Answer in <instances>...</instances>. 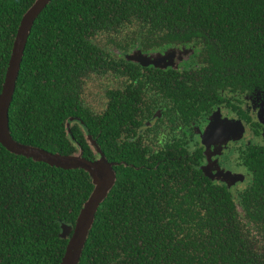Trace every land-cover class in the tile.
Returning <instances> with one entry per match:
<instances>
[{
	"label": "trees",
	"instance_id": "16d2710c",
	"mask_svg": "<svg viewBox=\"0 0 264 264\" xmlns=\"http://www.w3.org/2000/svg\"><path fill=\"white\" fill-rule=\"evenodd\" d=\"M34 1L0 0V91ZM138 40L146 49L203 43L215 73L239 62L231 74L243 84L264 81V0H50L26 42L9 129L26 145L66 155L81 148L89 160L100 151L117 163L79 264H264V157L247 162L250 183L236 192L202 173L199 150L185 157L116 139L137 135L142 82L184 87L172 70L145 77L149 69L121 55ZM109 79L121 83L111 89ZM92 189L82 169L0 144V264H61L68 240L60 223L75 224Z\"/></svg>",
	"mask_w": 264,
	"mask_h": 264
},
{
	"label": "flooded vegetation",
	"instance_id": "af4514ba",
	"mask_svg": "<svg viewBox=\"0 0 264 264\" xmlns=\"http://www.w3.org/2000/svg\"><path fill=\"white\" fill-rule=\"evenodd\" d=\"M196 43H172L146 49L138 40L135 46L122 52V56L134 50L147 55L159 53L161 58L156 65H141L149 69L141 74L148 77L152 69L172 70L171 74L182 80L186 88L173 87L169 92L159 82L152 88L142 82L139 108L146 112L136 128L137 135L126 138L122 133L116 139L137 138L158 151L162 146L175 152L186 151L185 157L199 150L198 167L202 173L205 175L204 168H207L212 175L220 174L214 178L205 176L216 186L237 192L249 185L254 172L249 170L247 162L264 157V81L260 85L252 81L243 84L236 74H231L233 70L238 72L239 62L235 67L220 64L223 70L215 73L209 67L210 50L203 43ZM156 74L163 73L155 71ZM120 83L109 81L111 89ZM212 123L221 127L213 128L214 138L206 145L205 134ZM220 133L228 136L225 138ZM225 173L241 179L231 183L222 177Z\"/></svg>",
	"mask_w": 264,
	"mask_h": 264
},
{
	"label": "water",
	"instance_id": "95a60500",
	"mask_svg": "<svg viewBox=\"0 0 264 264\" xmlns=\"http://www.w3.org/2000/svg\"><path fill=\"white\" fill-rule=\"evenodd\" d=\"M49 1L50 0H35L23 14L19 23L0 91V144L7 151L15 155L32 158L34 161L43 162L50 166H55L65 170L82 169L89 174L93 184V189L88 199L84 202L82 208L80 209L75 224L69 225L63 222L60 223L59 235L60 237L67 238L68 240L61 264H79L81 254L92 229L96 213L100 205L107 198L116 181L114 166L117 165V163L108 161L106 157L96 149L95 154L99 151L100 156L94 160H89L83 157L81 148H79V151L76 153L66 155L52 153L40 147L26 145L16 141L12 137L9 129L8 113L13 99L26 42L35 20ZM124 57L128 61L136 62L145 66L150 63L156 65L158 63V59L161 58L159 53H151L150 55H147L141 53L140 50H134L130 54H125ZM216 127L220 128L221 126L216 125V123H212L206 131V145H209V141L214 138L213 136L215 135V132L213 128ZM67 131L70 133L69 128H67ZM221 136L226 138L228 135L227 133H222ZM204 173L210 178L221 176L220 174L212 175L209 173L207 168H204ZM222 177L228 178L231 183L241 179L240 176H233L229 173L222 174Z\"/></svg>",
	"mask_w": 264,
	"mask_h": 264
},
{
	"label": "rangeland",
	"instance_id": "374dc122",
	"mask_svg": "<svg viewBox=\"0 0 264 264\" xmlns=\"http://www.w3.org/2000/svg\"><path fill=\"white\" fill-rule=\"evenodd\" d=\"M101 41H103V39H101ZM109 80H112V79H109ZM95 80L94 81H92L91 83H90V85H91V87L93 88L96 84H95ZM102 80H100V83L99 84H101L102 85ZM103 85H105L104 83H103ZM109 85V84H108ZM110 86V85H109ZM87 91H86V93L84 92V97L85 98H88L89 96H88V94H89V90H88V87H87V89H86ZM99 96H100V94H98V95H96V96H94L95 97V99H93L92 100V102L91 101H88V102H91L93 105H100L101 104V101H100V99H99ZM98 99H99V102H98ZM89 100V99H88ZM94 102V103H93Z\"/></svg>",
	"mask_w": 264,
	"mask_h": 264
}]
</instances>
